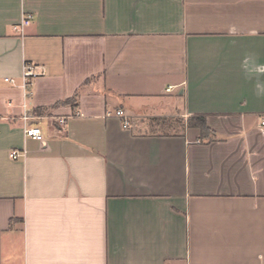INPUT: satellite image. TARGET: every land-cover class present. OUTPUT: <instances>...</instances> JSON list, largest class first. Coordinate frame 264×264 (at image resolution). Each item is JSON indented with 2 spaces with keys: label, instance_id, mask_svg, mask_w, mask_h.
Wrapping results in <instances>:
<instances>
[{
  "label": "crops",
  "instance_id": "1",
  "mask_svg": "<svg viewBox=\"0 0 264 264\" xmlns=\"http://www.w3.org/2000/svg\"><path fill=\"white\" fill-rule=\"evenodd\" d=\"M262 122L264 0H0V264H264Z\"/></svg>",
  "mask_w": 264,
  "mask_h": 264
},
{
  "label": "built area",
  "instance_id": "2",
  "mask_svg": "<svg viewBox=\"0 0 264 264\" xmlns=\"http://www.w3.org/2000/svg\"><path fill=\"white\" fill-rule=\"evenodd\" d=\"M31 19L32 17L30 15H26L19 25L13 27L14 31L21 33L23 29L30 24ZM34 77H35L34 67L30 64H24L21 70V83L19 86L24 90L26 97H28L29 95V87L31 85V80ZM4 82L10 85H13V86L16 85V81L14 79L7 78V79H4ZM105 117L106 118H117L121 121L123 129L129 128V122L127 120L128 117L121 110H117L113 114L107 113ZM28 119H29L28 116L26 115L23 116L24 121H27ZM261 125H264V122H262ZM24 136L29 139L35 140V141H42L41 131L37 127H33V126L26 127L24 129ZM10 157L12 159H17L18 155L15 153H12L10 154Z\"/></svg>",
  "mask_w": 264,
  "mask_h": 264
},
{
  "label": "trees",
  "instance_id": "3",
  "mask_svg": "<svg viewBox=\"0 0 264 264\" xmlns=\"http://www.w3.org/2000/svg\"><path fill=\"white\" fill-rule=\"evenodd\" d=\"M187 125L191 128L198 130L199 139H200V137L205 138V139H207V138L209 139L210 131L207 129L206 124H205V120L203 117L193 116L188 120Z\"/></svg>",
  "mask_w": 264,
  "mask_h": 264
},
{
  "label": "rangeland",
  "instance_id": "4",
  "mask_svg": "<svg viewBox=\"0 0 264 264\" xmlns=\"http://www.w3.org/2000/svg\"><path fill=\"white\" fill-rule=\"evenodd\" d=\"M197 134H198V132H197Z\"/></svg>",
  "mask_w": 264,
  "mask_h": 264
}]
</instances>
